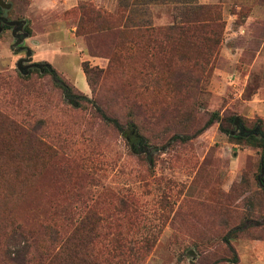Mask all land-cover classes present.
I'll return each instance as SVG.
<instances>
[{
    "label": "rangeland",
    "instance_id": "374dc122",
    "mask_svg": "<svg viewBox=\"0 0 264 264\" xmlns=\"http://www.w3.org/2000/svg\"><path fill=\"white\" fill-rule=\"evenodd\" d=\"M6 1L25 24H0V264H264V27L224 51L251 5Z\"/></svg>",
    "mask_w": 264,
    "mask_h": 264
},
{
    "label": "trees",
    "instance_id": "16d2710c",
    "mask_svg": "<svg viewBox=\"0 0 264 264\" xmlns=\"http://www.w3.org/2000/svg\"><path fill=\"white\" fill-rule=\"evenodd\" d=\"M147 2H153V3H163L164 1H161V0H152V1H147ZM122 3H120L121 5ZM124 4H122L121 6H123ZM209 4H205V5H200L198 7V9H201V10H204L207 8ZM1 7H0V12H1ZM215 20L214 16H211L209 15V13L207 12H202V16L200 18H197V19H194V20H186L183 16L180 17L179 20H176L174 18L173 22L168 24L167 28H168V34H172L174 36H177V37H183L185 36L187 33H191V32H195V30H199V29H202V28H207L209 27V24L211 22H213ZM122 26L125 27V25L122 23ZM144 26V25H143ZM145 28L147 29H151L152 31L155 30L157 28V26H153V25H145L144 26ZM160 28V27H159ZM49 71L54 75V77L56 78L57 82L60 83V86L63 88V90L65 91L66 93V96L68 98H71L73 97V94L72 92L70 91V87L67 85V83L65 81H63L62 79H60L57 75V72L56 70L51 66L49 65ZM87 68V67H86ZM88 70V68L86 69ZM73 102H75V104H78L79 101L75 100V99H72ZM117 126L120 128V130L122 131L123 134H125L126 138L128 139V141L130 143H133L135 146H137V141H136V138L133 137L130 133H128V131L126 130L127 128H124L123 126H121L117 121H115ZM131 127H134V129L136 128V125L134 123H131L130 124ZM134 132V130H133ZM134 134V133H133ZM261 142L262 143L261 145L264 146V135L261 137ZM140 147H138V150H139ZM252 224H255V225H261V223L259 222H254L253 221H244L242 223H240L239 225L233 227L232 229H230V231L226 234V236L224 237V240L226 243L230 244L231 242V238L233 237V234H235L236 232L240 231V230H243V229H246L248 228L249 226H251ZM239 261V258L238 256H235L234 259H233V263H237Z\"/></svg>",
    "mask_w": 264,
    "mask_h": 264
},
{
    "label": "crops",
    "instance_id": "0c3cea01",
    "mask_svg": "<svg viewBox=\"0 0 264 264\" xmlns=\"http://www.w3.org/2000/svg\"><path fill=\"white\" fill-rule=\"evenodd\" d=\"M223 3L225 6L228 5H236L237 11H239L242 8V5H251L250 13L244 17V20L241 22H237L238 19V13L232 12L229 13L226 17V39L224 44V51L227 53H233L234 52V46L235 45V38H241L242 33L245 34L249 26H263L264 27V2H261L260 0H197L193 3L198 4H212V3ZM78 0H65L64 4L67 7L78 5ZM153 2H150L149 4H152ZM188 4H191V2H187ZM241 50L240 47L236 48V51L239 52ZM258 56L264 54V42L262 44V47L260 50L257 51ZM259 242V241H256ZM259 244H262V241L259 242ZM263 254H259L258 256H255V258L259 259V262L262 263L264 261ZM254 258V259H255Z\"/></svg>",
    "mask_w": 264,
    "mask_h": 264
},
{
    "label": "water",
    "instance_id": "95a60500",
    "mask_svg": "<svg viewBox=\"0 0 264 264\" xmlns=\"http://www.w3.org/2000/svg\"><path fill=\"white\" fill-rule=\"evenodd\" d=\"M0 7H10V4L7 3L6 0H0ZM1 20H4L5 22L7 21V23L10 25H19L16 27V29H22L24 27V24H25L24 20H10V21H8L7 18L0 15V22H1ZM28 55L29 56L31 55L30 49L28 51ZM29 59H32V56H30ZM238 122H239V119L236 118V124H238ZM232 134H235V131H232Z\"/></svg>",
    "mask_w": 264,
    "mask_h": 264
},
{
    "label": "flooded vegetation",
    "instance_id": "af4514ba",
    "mask_svg": "<svg viewBox=\"0 0 264 264\" xmlns=\"http://www.w3.org/2000/svg\"><path fill=\"white\" fill-rule=\"evenodd\" d=\"M1 13V12H0ZM0 24H7V21L5 22L4 20H1ZM18 38L21 37V35H16Z\"/></svg>",
    "mask_w": 264,
    "mask_h": 264
}]
</instances>
